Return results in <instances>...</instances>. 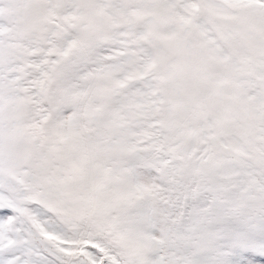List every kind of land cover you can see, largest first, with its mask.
Wrapping results in <instances>:
<instances>
[{"label": "snow or ice", "instance_id": "1", "mask_svg": "<svg viewBox=\"0 0 264 264\" xmlns=\"http://www.w3.org/2000/svg\"><path fill=\"white\" fill-rule=\"evenodd\" d=\"M0 264H264V0H0Z\"/></svg>", "mask_w": 264, "mask_h": 264}]
</instances>
